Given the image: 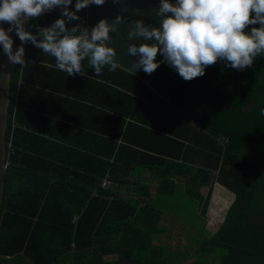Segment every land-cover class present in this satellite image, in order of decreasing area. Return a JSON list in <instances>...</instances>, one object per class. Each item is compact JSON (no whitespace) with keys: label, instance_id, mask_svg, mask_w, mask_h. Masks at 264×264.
<instances>
[{"label":"trees","instance_id":"trees-1","mask_svg":"<svg viewBox=\"0 0 264 264\" xmlns=\"http://www.w3.org/2000/svg\"><path fill=\"white\" fill-rule=\"evenodd\" d=\"M159 5L105 0L67 22L68 28L91 29L102 18L123 15L126 23L110 33L115 71L105 67L94 75L85 59L87 75L68 76L31 43L25 45L30 63L10 64L0 264H170L172 252L159 237L180 185L197 203L186 222L204 233L189 238L190 254L182 248L184 264H264V55L243 71L218 60L191 81L167 63L150 75H132L127 69L138 57L127 47L141 41L127 40L129 24L143 20L158 27ZM60 15L56 8L30 20L29 31L35 34ZM252 27L259 25L245 31ZM10 35L15 49L21 42ZM81 110L86 127L74 119H81ZM48 123L66 127L63 133L72 125L87 129V145L72 147L64 134L59 140ZM144 171L148 180L142 181ZM103 179L111 185L102 188ZM215 181L235 196L222 224L205 235ZM147 182H156L154 197ZM124 185L136 191L124 195L118 190ZM214 200L223 205L218 195Z\"/></svg>","mask_w":264,"mask_h":264},{"label":"clouds","instance_id":"clouds-1","mask_svg":"<svg viewBox=\"0 0 264 264\" xmlns=\"http://www.w3.org/2000/svg\"><path fill=\"white\" fill-rule=\"evenodd\" d=\"M118 2V0H117ZM105 0H76L75 11L70 10L72 0H0V46L11 65L26 67L25 45L31 43L55 59L58 70L68 76L87 75L82 61L87 59L94 75H102L105 67L115 71L119 64L110 33L125 24L118 14L111 22L100 19L91 29L67 22L80 20L77 13L90 6H102ZM61 9L60 18L50 26H37L35 34L27 30L30 20ZM127 11L122 8L121 13ZM159 26L146 25L143 20L129 24L127 54L138 57L127 70L135 75L143 70L152 74L167 63L185 81L205 75V69L218 60L237 71L253 66L257 56L264 55V0H160L156 9ZM250 31H245L249 25ZM21 42L13 48L11 33ZM158 53L163 60L157 61Z\"/></svg>","mask_w":264,"mask_h":264},{"label":"crops","instance_id":"crops-1","mask_svg":"<svg viewBox=\"0 0 264 264\" xmlns=\"http://www.w3.org/2000/svg\"><path fill=\"white\" fill-rule=\"evenodd\" d=\"M27 25H28V23H27ZM27 30H30L28 26H27ZM71 82H73V79H71ZM76 91H79V90H76ZM70 93H71V91L69 93L68 92L67 93L65 92V94L67 96ZM82 96L83 95H80V97H82ZM44 110H45V108H44ZM83 113H85V112L81 110V112H80L81 119L80 120H78L79 118L78 119L74 118V119L76 121H78V122L81 123L80 126L86 127L85 124L87 123V121H88L87 119L88 118ZM48 124H49V126H47V128L49 130L53 131L55 133V135H56V138H59V140L63 137V134L64 135H67V137L69 138L67 140L70 142L69 145H71L72 147L73 146L74 147H77L79 145V143H80V146L82 147V149H84L85 148V145H87V139H86V137H84V134L87 133V131H86L87 129H83L81 127L73 126L72 125V127L69 130L67 129V131L65 133H63L66 130V127H63V126L60 127V125L55 124V123H53V124L48 123ZM75 128H76V130H74ZM79 131H80L81 134L78 133ZM53 148H56V152L58 154L60 148L59 147H53ZM138 179H140L142 181L143 180H148V172L144 171V172L140 173L138 175ZM147 183L150 186V188H152V189H150L149 194L154 197L155 196L154 189H155V185H156L155 183L156 182H147ZM136 188L137 187H134V186H126V185H124V186L120 187L118 190L122 194L128 195V193L136 191L135 190ZM215 195H218V197H220V198H222L224 200L223 201V205H219V206L216 205V201L214 200ZM233 196H234V194H233ZM229 197H230L229 190L226 189L225 187H223L222 185H220L217 181H215V183L213 185L212 192H211L209 206H208V209H207V216H208L207 219H210V218L212 219V217H214V219L216 218L217 220L219 219V222H217L218 224L215 227V231L222 224V222H223V220L225 218L226 211L229 208L230 203H232V201H233L232 200L229 203ZM168 204H171V203H168ZM168 209H170V208H168ZM168 211H170V212H168ZM168 211H167V214H166L167 217H169L168 214L172 213L171 210H168ZM172 216L175 217V220L177 219V217L175 215H172ZM175 220L173 219V221H175ZM173 221L171 220L169 222H165V220H162V222H161L162 227H166V229H167V230L166 229H163V231L166 230V232L162 233V237H159L163 241L165 239H167V240L168 239H171L176 234H180V237L185 236L186 233H185L184 230L179 231V229H180L179 227L176 228V227L170 225ZM168 228H169V230H168ZM178 232H180V233H178ZM173 234H175V235H173ZM171 235H172V237H171Z\"/></svg>","mask_w":264,"mask_h":264},{"label":"rangeland","instance_id":"rangeland-1","mask_svg":"<svg viewBox=\"0 0 264 264\" xmlns=\"http://www.w3.org/2000/svg\"><path fill=\"white\" fill-rule=\"evenodd\" d=\"M27 26L28 25H26V28ZM233 194H234L233 192H230L229 203L234 199L235 194L234 196ZM171 200L169 201L171 203L170 206L172 208V214L175 215L177 219L173 221L170 225L176 228L179 227L180 228L179 231L184 230L186 233L185 234L186 237L185 236L180 237V234H176V235L173 234L175 236L172 237L171 235L172 237L171 239L168 240L165 239L164 241H162V243L167 245L172 252V255L170 256L171 259L170 264H184L185 261L182 257L184 249L182 250V248L183 247L185 249L187 248L188 254H190L193 248L191 246V243L189 242V238L191 239V237H194L195 240H197L198 237L204 233H200V229L196 226L193 227V229L190 228V226L186 222L189 221L190 217L192 216V212L194 213L196 211L195 209H197V203L195 200H193L190 197H187L184 194L183 186L181 185L179 186L177 197ZM216 220L217 219L216 218L214 219V217H212V219L211 218L207 219V223L205 224V228H204L205 235H209L215 232V227L218 224L217 222H219V219L217 221ZM165 222H169V217L165 219Z\"/></svg>","mask_w":264,"mask_h":264},{"label":"water","instance_id":"water-1","mask_svg":"<svg viewBox=\"0 0 264 264\" xmlns=\"http://www.w3.org/2000/svg\"><path fill=\"white\" fill-rule=\"evenodd\" d=\"M0 27L7 29L9 25L7 23L0 22ZM9 91H10V64L8 63V57L3 53L2 46H0V205L3 194V175L6 164V147L4 134L7 124V114L9 105ZM223 95H232L230 92H223ZM223 102L224 99H221ZM256 102L243 106V111H247L254 107ZM224 106L230 107L225 103Z\"/></svg>","mask_w":264,"mask_h":264},{"label":"built area","instance_id":"built-area-1","mask_svg":"<svg viewBox=\"0 0 264 264\" xmlns=\"http://www.w3.org/2000/svg\"><path fill=\"white\" fill-rule=\"evenodd\" d=\"M11 155H13V152L11 151ZM5 166L7 167V163L5 164ZM111 185V182L106 180V179H103L102 182H101V187L102 188H107Z\"/></svg>","mask_w":264,"mask_h":264}]
</instances>
